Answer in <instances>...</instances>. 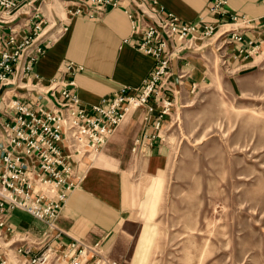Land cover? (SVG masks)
<instances>
[{"label":"built area","instance_id":"1","mask_svg":"<svg viewBox=\"0 0 264 264\" xmlns=\"http://www.w3.org/2000/svg\"><path fill=\"white\" fill-rule=\"evenodd\" d=\"M43 1L0 0V264H48L52 258L67 264H120L102 253L99 241L72 237L62 247L51 244L62 232L57 218L66 200L81 185L82 157L102 148L129 111L145 108L148 122L158 105L162 109L152 123L153 132L132 140L131 151L140 154L159 136L160 118L171 106L167 95L174 94L173 64L200 50L212 36L232 46L220 55L223 63L251 57L264 44V14L256 21L233 13L209 23L200 15L183 20L156 0H64L68 17L88 19L100 18L126 1L122 9L130 32L124 41L155 61L134 93L124 86L85 106L73 78L81 65L64 62L47 85L32 69L52 41L49 36L39 40L47 23ZM226 2L211 1L205 13L224 17ZM246 31L253 35L246 38ZM14 209L42 222V235L10 227L7 218Z\"/></svg>","mask_w":264,"mask_h":264},{"label":"rangeland","instance_id":"2","mask_svg":"<svg viewBox=\"0 0 264 264\" xmlns=\"http://www.w3.org/2000/svg\"><path fill=\"white\" fill-rule=\"evenodd\" d=\"M48 1L41 10L49 30L52 23L59 27L65 2L55 1L49 14ZM229 49L210 37L194 53L207 67L199 82L185 80L194 76L186 68L177 78L158 131L153 193L146 191L137 206L135 230L102 252L108 258L120 264H264V44L241 62L223 63L220 55ZM96 155L91 149L82 157L83 170ZM154 195L150 208L147 199ZM48 264L67 263L52 258Z\"/></svg>","mask_w":264,"mask_h":264},{"label":"crops","instance_id":"3","mask_svg":"<svg viewBox=\"0 0 264 264\" xmlns=\"http://www.w3.org/2000/svg\"><path fill=\"white\" fill-rule=\"evenodd\" d=\"M156 1L165 10L188 21L196 20L200 15L204 21L216 23L227 18V14L233 13L257 21L264 14V0H227L223 5L227 11L224 17L205 13L206 7L213 0ZM125 4L126 1L100 18L64 15L61 21L58 20L60 34L51 41L32 67L39 80L47 84L57 75L64 62L72 61L83 67L73 75L82 105L98 103L101 97L124 86L129 87L130 93H134L149 75L155 61L150 55L136 49L130 41H124L130 32L129 19L122 9ZM44 6L45 13L49 10L51 14L52 9H47V4ZM47 16L50 18V15ZM59 27L54 28L52 23L49 30L45 29L44 35L55 36L60 31ZM244 34L246 38L253 35L250 31ZM194 53L189 52L187 55L190 60L187 57L178 59L172 70L176 73L183 72V68H186L194 76L191 79V75L186 76L185 80L197 83L199 80L196 76L204 73L207 67L204 60ZM243 60V57H237L233 62ZM175 73L172 77L174 91L177 90L176 86L179 87ZM167 96L171 99V96ZM171 107L172 103L160 118L161 125L164 124ZM161 109L160 106H155L148 122L145 120V108L129 111L107 143L96 151L97 157L88 165L84 163L86 169L81 170V164L78 166L81 185L70 193L57 218V226L62 232L59 237L50 240L52 245L62 247L72 237L84 238L90 243L99 241L106 252L113 249L123 232L135 230L134 214L137 206L146 191L153 193L152 178L159 169L161 146L158 137H155L140 154H134L131 144L133 138L142 132H153L152 123ZM155 197L154 195L147 199L150 208ZM7 223L16 231H28L34 237H40L45 229L42 222L19 209L9 213Z\"/></svg>","mask_w":264,"mask_h":264},{"label":"bare ground","instance_id":"4","mask_svg":"<svg viewBox=\"0 0 264 264\" xmlns=\"http://www.w3.org/2000/svg\"><path fill=\"white\" fill-rule=\"evenodd\" d=\"M55 1H57V0H51L49 3H47V6L49 7V8H51V6H53V4L55 3ZM65 2V8L66 9H64V14L65 15H67L68 16V13H67V3H66V1H64ZM58 20H62V18L61 19H58ZM44 33H45V29H42V33L39 35V40L40 39H44V38H46L47 36H49V37H51V35H44ZM52 38V37H51ZM56 77H57V75H56ZM40 83L41 84H43V85H47V84H45V83H42L41 81H40Z\"/></svg>","mask_w":264,"mask_h":264}]
</instances>
